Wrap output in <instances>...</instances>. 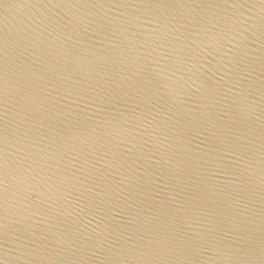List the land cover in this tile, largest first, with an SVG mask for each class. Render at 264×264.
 <instances>
[{
  "label": "water",
  "instance_id": "1",
  "mask_svg": "<svg viewBox=\"0 0 264 264\" xmlns=\"http://www.w3.org/2000/svg\"><path fill=\"white\" fill-rule=\"evenodd\" d=\"M0 264H264V0H0Z\"/></svg>",
  "mask_w": 264,
  "mask_h": 264
}]
</instances>
